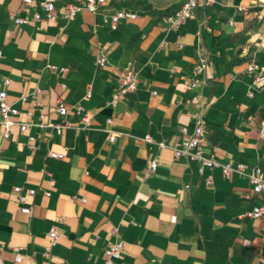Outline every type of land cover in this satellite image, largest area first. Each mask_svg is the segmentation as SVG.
I'll use <instances>...</instances> for the list:
<instances>
[{"label": "crops", "instance_id": "obj_1", "mask_svg": "<svg viewBox=\"0 0 264 264\" xmlns=\"http://www.w3.org/2000/svg\"><path fill=\"white\" fill-rule=\"evenodd\" d=\"M51 1L54 18L17 25L15 17L32 19L39 9L0 0V90L19 108L17 119L32 112L37 120L31 100L21 101L37 87L53 120L59 99L69 109L60 135L34 126L6 140L0 125V264H103L114 227L125 242L116 264H264L261 221L244 217L264 198H246L247 178H227L219 168L202 175L196 161L145 140L185 139L181 128L192 133L194 114L202 112L208 155L264 170V92L250 96L247 71L253 60L264 70V0H199L178 30L168 28L166 15L182 0L163 7L123 0L74 18L63 8L71 0ZM119 9L137 18L113 26ZM100 55L107 57L103 67ZM131 68L139 71V85L113 106L121 75ZM196 79L204 83L190 90ZM79 107L91 116L89 126ZM62 147L64 159L49 156ZM155 156L158 168L146 177ZM15 186L37 192L21 204Z\"/></svg>", "mask_w": 264, "mask_h": 264}, {"label": "built area", "instance_id": "obj_2", "mask_svg": "<svg viewBox=\"0 0 264 264\" xmlns=\"http://www.w3.org/2000/svg\"><path fill=\"white\" fill-rule=\"evenodd\" d=\"M123 0H71L70 2L65 3L63 8L68 11V16L70 18H74L78 13L82 10H88L90 12H97L102 7L107 5H112L116 3H120ZM210 3L212 0H206ZM26 7L35 6L39 10L34 13L32 19L28 17H15V23L17 25H25L30 23L31 21H41L43 19H52L55 17L57 12V6L54 1L51 0H23ZM199 0H182V4L175 11L170 12L166 15V21L168 28L178 30L184 23H186L191 17L194 16L197 8H198ZM243 9V8H241ZM137 18V14L134 11L128 9H119L116 10L111 15V22L113 26H117L123 20H135ZM264 21V15H263ZM230 24H233L231 21ZM1 56V51H0ZM97 65L103 67L107 63L106 55H100L96 59ZM53 71H60L65 74L68 72L67 67H57L56 65H51ZM205 65H201L199 67L200 71H203ZM247 71L250 75H252V85L254 86V90L250 92V96L253 97L257 92H264V70L261 68L257 60H253L247 65ZM140 82L139 71L136 68H131L126 72L122 73L118 90L114 95L111 104L115 106L120 100H122L126 94L133 92L137 89ZM10 80H5V85H9ZM204 81L201 79L194 80L189 86L190 90L198 89L202 86ZM64 87V86H63ZM42 93V88L37 87L29 96L21 97V101L28 102L31 100V104L35 107L38 112L37 120L34 119V113H28V119L25 121H19L17 119L18 115H20V110L16 107L15 103H12L9 100L8 91L6 89L0 90V125L3 127V136L4 139H11L16 129L20 132H27L34 126H38L41 129H50L51 134L60 135L63 133V130L66 126L65 118L69 113L68 107L63 103L61 99H59L57 105L54 108V112H56L59 116V120H53L50 116L51 111L47 110V106L44 102H42L39 98ZM156 92H153V95H156ZM87 97H91V92H87ZM78 113L83 115L84 124L89 126L91 124V116L89 113L83 110V108H78ZM195 119V127L192 133H188L187 127H182L181 132L185 134L187 137L185 139L176 140L173 142L168 141H156L151 135H147L145 140L152 144L154 147L159 150L168 148L173 151V154L176 158H185L187 160L196 161L198 164V171L204 175L207 170H212L219 168L222 174L229 178L233 175L245 176L248 180L250 193L246 194L247 199H252L253 196H261L264 198V170L258 165H249L243 161L238 162L237 164L232 163H220L210 155H208L203 147L204 141V117L202 112H198L194 114ZM108 123L113 124V120L109 118ZM260 139L264 142V121L261 124L260 128ZM116 139V133L111 131L109 136V141L114 142ZM32 142L31 147H35L34 145V137L30 138ZM67 153V147H62L61 151H49V156L53 159H64ZM159 157L155 156L149 159L148 167L146 172V177H149L153 172H155L158 168ZM206 183L209 184L212 182V178L210 176L206 177ZM14 192L16 193V197L19 203L26 204L28 202V198L34 196L36 194V189L29 188L24 189L21 186H15ZM46 195H50L49 192ZM84 202L85 199L83 198ZM21 210L30 214L32 209L30 206H22ZM246 218H252L261 221L260 230H261V240L264 242V203L260 205H255L251 210L247 211L244 214ZM113 239H111L105 249H104V263L103 264H116L123 255L125 242L120 236V231L118 227H114L113 231ZM51 237V245L56 242L57 239V231L54 229L50 233ZM18 250H21L19 248ZM50 247L47 250V255L49 254ZM24 256L18 252L16 254L15 260L16 262L22 261Z\"/></svg>", "mask_w": 264, "mask_h": 264}, {"label": "rangeland", "instance_id": "obj_3", "mask_svg": "<svg viewBox=\"0 0 264 264\" xmlns=\"http://www.w3.org/2000/svg\"><path fill=\"white\" fill-rule=\"evenodd\" d=\"M178 1V0H154V3L158 7H163V6H169L171 3Z\"/></svg>", "mask_w": 264, "mask_h": 264}]
</instances>
